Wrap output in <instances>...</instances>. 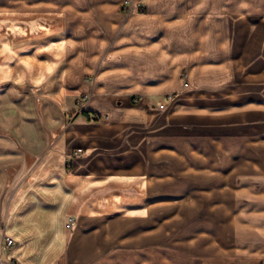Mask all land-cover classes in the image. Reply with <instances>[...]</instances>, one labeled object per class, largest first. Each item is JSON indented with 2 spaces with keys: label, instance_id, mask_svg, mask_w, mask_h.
Here are the masks:
<instances>
[{
  "label": "crops",
  "instance_id": "obj_1",
  "mask_svg": "<svg viewBox=\"0 0 264 264\" xmlns=\"http://www.w3.org/2000/svg\"><path fill=\"white\" fill-rule=\"evenodd\" d=\"M11 1L44 26L21 40L25 83L39 88L13 96L33 106L8 104L15 120L0 122V264L169 255L159 250V220L165 226L169 216L158 201L175 193L178 173L205 176L217 195L249 193L237 154L221 153L264 132V0H0V9ZM82 93L89 98L78 111ZM128 94L143 101L130 104ZM169 94L161 109L147 108ZM236 208L216 222L228 241L199 234L180 253L190 257L193 244L198 264L264 261L258 247L238 245L247 221ZM69 215L76 220L66 229Z\"/></svg>",
  "mask_w": 264,
  "mask_h": 264
},
{
  "label": "rangeland",
  "instance_id": "obj_2",
  "mask_svg": "<svg viewBox=\"0 0 264 264\" xmlns=\"http://www.w3.org/2000/svg\"><path fill=\"white\" fill-rule=\"evenodd\" d=\"M11 4L14 6L3 7V9L1 8L2 10L0 9V88L3 90V93H5V89H10L7 93L11 95L9 101L4 100L2 97L0 99V122L4 123H13L15 120V118H12L10 113L7 112L8 109H10L9 105L15 104V107L19 106L22 108L23 104L27 103L29 106L23 107L29 108L30 105L33 106L31 100L25 101L22 98L14 100L13 96L21 94V91L28 89V93L32 94L39 88L37 85L29 84V82L25 83L27 78L23 73L24 69L21 62V40L23 37L27 38L29 32L35 35L36 32L34 31L44 26V22L37 19L36 15L21 11V8L15 6L13 1H11ZM142 9L143 6L141 5L139 10ZM27 15L31 17H27ZM7 34H9V42L12 41L9 47L11 44L15 45L19 54L14 55L8 51ZM10 48L12 49V46ZM28 78L30 80L32 79L30 75ZM182 83H184V85L188 83L186 74H184ZM83 94L86 93L80 94L77 101L78 111L82 110L79 105V100ZM131 96L133 97L130 99ZM127 97L130 104L133 105L143 101L140 95L128 94ZM171 97L172 95L169 94L163 99H147V108L152 107L161 109ZM88 98L89 95L85 100L87 101ZM97 118L105 119V116L98 115ZM209 146L210 147H206L205 149L208 153L214 150L212 144H209ZM228 146L223 147L221 153L222 159L225 160L229 150L237 154L236 157L238 158L239 169L242 167L238 173L239 182L247 184L252 190L250 189L249 193L239 194L238 196H233L228 191H223L220 195H217L214 193L216 189L208 187L207 185L204 186V184L211 181L205 176L189 174V181H187L186 178H183L182 174H175L179 177L172 181L175 193L159 197L158 201L159 215L162 212L168 211L169 216L168 222H164L163 224H166L165 226H161V221L159 220L157 238L159 250L162 251L163 247H169L172 251H168L170 253L169 255H154L151 261L143 258L140 261L141 264H155L158 261H164L165 264H198V258L192 256V254L197 255L200 251L196 250L197 245L189 244L191 256L186 257L187 255H182L180 253L182 249H184L183 244H185L182 242L192 243V241L198 238L199 234L204 235L206 233L209 234V232L219 237L218 241H228L229 237L227 236L229 234L228 232H230L228 230L229 228L227 229V234L226 230L221 229L219 227L220 224L216 222L219 220L218 222L223 223L227 220L228 217H230V208L234 209L235 207H237L238 219L246 220L250 223L247 224V222H245L243 223L245 225L238 226L236 232L238 245L240 247L241 245L258 247V251L262 253L259 255H264V132L251 133L250 137L232 139ZM78 149H80V151H77ZM81 152L82 148L79 147L73 151V154L77 155ZM241 157H246L244 159L250 160L247 164H240L241 159L244 160ZM221 164L224 165V162ZM174 165L175 168H178L177 164ZM207 180L209 182H207ZM187 182H190L189 184L201 183V186L204 188L200 187L201 189H193L192 186L189 187L186 185ZM185 192L189 193L185 194ZM188 216L190 218H188ZM188 223H190L189 228L187 227ZM65 228L71 229L66 226ZM218 232L220 236L217 235ZM250 234H254V239L251 240ZM239 251L236 255H243V252L240 253ZM136 261L137 255H105V264H134ZM260 264H264V261Z\"/></svg>",
  "mask_w": 264,
  "mask_h": 264
},
{
  "label": "built area",
  "instance_id": "obj_3",
  "mask_svg": "<svg viewBox=\"0 0 264 264\" xmlns=\"http://www.w3.org/2000/svg\"><path fill=\"white\" fill-rule=\"evenodd\" d=\"M87 97H88L87 94H83V95L81 96V98H80V100H79V105H80V108H81V109L84 108L85 101H86L85 99H86ZM97 116H98V115L93 114V117H94V118H97ZM77 151H80V149H78ZM75 220H76L75 216H72V215L68 216L67 219H66L65 226H66L67 228H71V227L74 225ZM4 243H5V245H12V244H13V241H12V239H11L9 236H5V237H4Z\"/></svg>",
  "mask_w": 264,
  "mask_h": 264
}]
</instances>
